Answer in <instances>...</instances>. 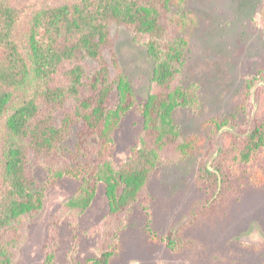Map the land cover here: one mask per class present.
I'll return each instance as SVG.
<instances>
[{"label":"trees","instance_id":"1","mask_svg":"<svg viewBox=\"0 0 264 264\" xmlns=\"http://www.w3.org/2000/svg\"><path fill=\"white\" fill-rule=\"evenodd\" d=\"M185 3L0 0V264H15L28 222L43 211L46 192L36 188L37 168L48 170V185L84 174L53 219L43 264H56L61 222L86 213L98 184L104 186L109 216L90 264H110L126 227L123 219L148 196V184L166 152L175 149L172 162L197 156L202 139H181L175 120L177 110L197 104L195 92L178 85L189 42L175 28ZM113 24L145 38L154 63L139 146L120 166L111 159L113 134L135 99L113 51ZM263 80L260 75L247 79V91ZM114 92L118 103L112 108ZM258 101L254 127L240 136L226 133L229 140L211 167L199 166L197 180L209 185L213 201L228 188L237 165H249L264 152V88L258 89ZM212 123L216 129L224 126ZM75 130L77 141L68 157L65 143ZM142 208L149 214L148 205ZM164 240L172 252L185 244L173 233Z\"/></svg>","mask_w":264,"mask_h":264},{"label":"rangeland","instance_id":"2","mask_svg":"<svg viewBox=\"0 0 264 264\" xmlns=\"http://www.w3.org/2000/svg\"><path fill=\"white\" fill-rule=\"evenodd\" d=\"M177 12L176 35L189 42L178 85L193 90L197 104L177 110L175 120L181 139L201 138L202 143L197 156L182 162H172L173 147L166 152L148 184V196L124 217L119 251L110 264H264V152L259 151L249 165H237L230 185L215 201L209 185L197 180L200 164L210 168L224 149L229 140L225 134L243 135L258 119V89L264 88V80L251 93L246 81L264 77V0H186ZM111 37L135 99L113 134L111 159L120 166L139 146L154 63L146 39L136 38L126 26L113 24ZM33 91L34 87L30 94ZM117 103L114 92L111 107ZM212 121L224 126L216 129ZM76 139L75 130L65 143L68 157ZM34 177L36 188L46 192V202L40 215L28 222L15 264H43L53 219L84 174L48 185V170L39 167ZM144 204L149 214L143 211ZM108 216L104 186L98 184L86 213L61 222L56 264H90ZM169 233L186 244L180 251L167 248L164 239Z\"/></svg>","mask_w":264,"mask_h":264}]
</instances>
